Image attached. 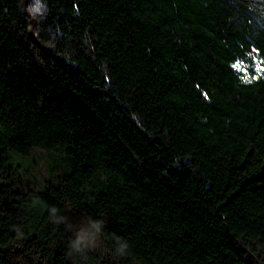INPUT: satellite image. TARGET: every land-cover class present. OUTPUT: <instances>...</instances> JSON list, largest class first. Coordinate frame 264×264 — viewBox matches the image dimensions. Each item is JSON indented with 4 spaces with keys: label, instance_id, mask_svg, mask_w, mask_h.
I'll list each match as a JSON object with an SVG mask.
<instances>
[{
    "label": "trees",
    "instance_id": "1",
    "mask_svg": "<svg viewBox=\"0 0 264 264\" xmlns=\"http://www.w3.org/2000/svg\"><path fill=\"white\" fill-rule=\"evenodd\" d=\"M0 264H264V0H0Z\"/></svg>",
    "mask_w": 264,
    "mask_h": 264
},
{
    "label": "clouds",
    "instance_id": "2",
    "mask_svg": "<svg viewBox=\"0 0 264 264\" xmlns=\"http://www.w3.org/2000/svg\"><path fill=\"white\" fill-rule=\"evenodd\" d=\"M97 231H99V226L96 225ZM95 234L94 233H88L87 234V239L85 235V230L80 229L78 233V239L74 242V245L76 247H80L81 242H84L85 245L87 246H93L95 242ZM128 247L127 243H125L122 247L118 249V253L120 255H123L125 253V249Z\"/></svg>",
    "mask_w": 264,
    "mask_h": 264
},
{
    "label": "rangeland",
    "instance_id": "3",
    "mask_svg": "<svg viewBox=\"0 0 264 264\" xmlns=\"http://www.w3.org/2000/svg\"><path fill=\"white\" fill-rule=\"evenodd\" d=\"M35 31V23L32 18L29 19V32L30 34H34Z\"/></svg>",
    "mask_w": 264,
    "mask_h": 264
}]
</instances>
